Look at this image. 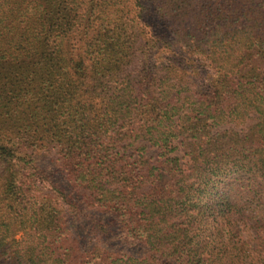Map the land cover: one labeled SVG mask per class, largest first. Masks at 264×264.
Listing matches in <instances>:
<instances>
[{
    "label": "trees",
    "instance_id": "obj_1",
    "mask_svg": "<svg viewBox=\"0 0 264 264\" xmlns=\"http://www.w3.org/2000/svg\"><path fill=\"white\" fill-rule=\"evenodd\" d=\"M147 2L201 87L148 63L143 0H0V264H264V0Z\"/></svg>",
    "mask_w": 264,
    "mask_h": 264
},
{
    "label": "rangeland",
    "instance_id": "obj_2",
    "mask_svg": "<svg viewBox=\"0 0 264 264\" xmlns=\"http://www.w3.org/2000/svg\"><path fill=\"white\" fill-rule=\"evenodd\" d=\"M143 3L147 7L146 13L144 14L145 26L143 36L147 40L151 41V44L155 46V48L148 54V57H146L148 63L154 66L173 63L183 71L187 72L195 85L201 87L207 78V72L205 69L194 62L187 54L179 50L176 45L172 43V39L165 30L163 23L155 17L149 2H147V0H143ZM249 123L250 121L247 120L244 124H242V127ZM145 154L147 157L154 158L156 153L154 149H147ZM174 155L180 158L181 162H185L186 159L183 158L180 152H175ZM34 158L36 165L44 171L48 182L61 189L65 193L67 199L72 200V202L75 201L77 206L82 208L83 205L79 202L78 192L71 188L64 174L55 164L53 155L37 153ZM85 213L89 216L80 217L73 215V218L69 219L70 226L76 229V233L79 234L81 238H89L91 236L89 233L92 232L91 229L93 230L95 226H92V222L90 221L91 214H93V212L87 210ZM99 219L101 221H99ZM95 220L99 221L105 229L100 234H102L101 239L107 247L126 252L131 250L128 248V242H126L121 235L122 231L115 219H112L110 216L98 214L97 218L95 217ZM99 232L100 231H98V233Z\"/></svg>",
    "mask_w": 264,
    "mask_h": 264
}]
</instances>
